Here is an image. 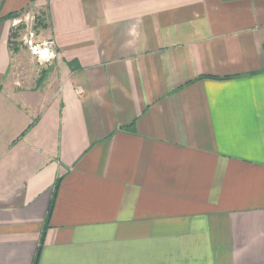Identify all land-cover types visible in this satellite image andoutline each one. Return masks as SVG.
<instances>
[{"label":"crops","instance_id":"1","mask_svg":"<svg viewBox=\"0 0 264 264\" xmlns=\"http://www.w3.org/2000/svg\"><path fill=\"white\" fill-rule=\"evenodd\" d=\"M26 11L56 58L0 21V264H264V0Z\"/></svg>","mask_w":264,"mask_h":264},{"label":"built area","instance_id":"2","mask_svg":"<svg viewBox=\"0 0 264 264\" xmlns=\"http://www.w3.org/2000/svg\"><path fill=\"white\" fill-rule=\"evenodd\" d=\"M34 18L28 14L17 17L14 25H21L23 35L21 37L22 46L28 51L30 57L39 65H46L56 58V50L53 40L39 39L33 27Z\"/></svg>","mask_w":264,"mask_h":264},{"label":"trees","instance_id":"3","mask_svg":"<svg viewBox=\"0 0 264 264\" xmlns=\"http://www.w3.org/2000/svg\"><path fill=\"white\" fill-rule=\"evenodd\" d=\"M22 12H16V13H12V14H9L7 15L5 18H0V21H2L3 19H16L17 17L20 16ZM45 17H44V13H40L39 15H37L35 17V20H36V27H42L43 26V21H44ZM22 29V26L19 25L18 27H16L15 29H12L10 34H9V43L12 45L14 44L16 46L17 42H14V39H16L18 37V31ZM15 49V48H14ZM59 182H60V179H58L56 182H55V185H54V190H53V194H52V197H51V200H50V203H49V206H48V209H47V215H46V219H45V224H44V227H43V230H42V235L44 234V231L46 230V227H47V222H48V218L51 214V210H52V207H53V201H54V196H55V193H56V190L58 188V185H59ZM38 256H39V251L36 252L35 256H34V259H33V264H37V261H38Z\"/></svg>","mask_w":264,"mask_h":264},{"label":"rangeland","instance_id":"4","mask_svg":"<svg viewBox=\"0 0 264 264\" xmlns=\"http://www.w3.org/2000/svg\"><path fill=\"white\" fill-rule=\"evenodd\" d=\"M29 15L30 17L34 18V21H33V27L36 26V20H35V17L37 15H34L32 12H23L21 16H24V15ZM20 16V17H21ZM19 17V18H20ZM16 27H18V25H14V28L12 29H15ZM36 33H37V37L40 35L39 32H40V29L39 27H36L34 28ZM20 31V35L22 37L23 35V31L22 29L19 30ZM39 34V35H38ZM19 50H20V54H19V57H20V61L22 63V65H25L26 67L28 66V69H30L31 71L28 70L27 74H31V75H37L39 73L40 70H43L45 69L46 67H43L44 65H39L37 64L35 61L32 60V58L30 57L29 53L22 47V46H19ZM39 65V66H38ZM50 70H48L47 72L49 73Z\"/></svg>","mask_w":264,"mask_h":264}]
</instances>
